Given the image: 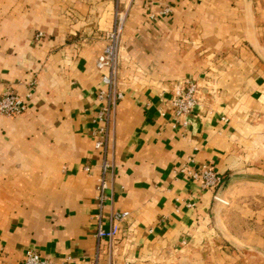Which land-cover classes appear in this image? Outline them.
I'll list each match as a JSON object with an SVG mask.
<instances>
[{
  "label": "crops",
  "instance_id": "obj_1",
  "mask_svg": "<svg viewBox=\"0 0 264 264\" xmlns=\"http://www.w3.org/2000/svg\"><path fill=\"white\" fill-rule=\"evenodd\" d=\"M245 6L0 0V100L10 90L27 102L21 114L0 113V264H23L29 249L58 264H251L221 252L212 221L217 189L180 172L208 164L224 179L264 170V60L251 47ZM252 8L264 48V0ZM117 13L124 97L100 206L97 60ZM188 81L198 85V104L183 125L169 101ZM253 192L239 187L233 195ZM236 205L225 222L242 239L263 242L264 207L242 209L254 221L247 231L231 221ZM114 211L129 214L113 239L102 240L97 261L99 217L108 228Z\"/></svg>",
  "mask_w": 264,
  "mask_h": 264
},
{
  "label": "built area",
  "instance_id": "obj_2",
  "mask_svg": "<svg viewBox=\"0 0 264 264\" xmlns=\"http://www.w3.org/2000/svg\"><path fill=\"white\" fill-rule=\"evenodd\" d=\"M121 33H122V16L117 13L112 29L107 31L105 37V47L97 60V68L102 71L103 88L98 91V97L102 101V106L95 117L97 127L94 130L95 147L103 154L100 174L98 177V200L100 206L106 198V189L108 187L107 173L111 166L108 159V144L110 129L116 112L118 102L124 97L123 92L118 88V76L120 71L121 55ZM42 35V33H40ZM198 85L195 81H188L185 87L176 86L173 96L169 101V107L177 119H184L183 125H187L186 118L192 113L198 104L197 98ZM27 102L23 97L13 91H6L0 100V113L6 116L18 115L25 112ZM164 114V110H161ZM87 171L91 170L90 166H85ZM180 172L187 174L195 180L201 182L204 189H217L223 181V176L215 169L203 164L194 168L185 164L180 167ZM128 211H114L110 216V226L105 228L99 217L96 229L97 254L98 261L101 243L103 239H113L120 230V223L127 216ZM65 261L63 264H66ZM98 263V262H97ZM23 264H58L53 260L42 256L38 251L29 249L23 259Z\"/></svg>",
  "mask_w": 264,
  "mask_h": 264
},
{
  "label": "rangeland",
  "instance_id": "obj_3",
  "mask_svg": "<svg viewBox=\"0 0 264 264\" xmlns=\"http://www.w3.org/2000/svg\"><path fill=\"white\" fill-rule=\"evenodd\" d=\"M246 9V8H245ZM255 23V18H254ZM256 30V27H255ZM252 47V46H251ZM253 48V47H252ZM256 55L258 53L253 49ZM260 52L264 53V48L261 46ZM260 58L264 60L261 56ZM243 176L237 178L227 191L225 200L227 203L216 202L215 210L212 214L213 228L217 233V242L220 244L221 252L233 253L239 259L253 263L264 264V241L258 242L251 239H242L237 235L234 229L224 220V215L231 208L233 200H237V205L232 209V223L236 222L235 228L239 229L243 226L247 231H251L253 219L247 218L241 214L244 207L254 209V207H264V170L255 169L241 173ZM239 187L251 188L257 193L241 195L236 197L234 191ZM260 193L262 195H260ZM244 221H250L247 225ZM242 222L244 223L242 225ZM239 234V233H238Z\"/></svg>",
  "mask_w": 264,
  "mask_h": 264
},
{
  "label": "water",
  "instance_id": "obj_4",
  "mask_svg": "<svg viewBox=\"0 0 264 264\" xmlns=\"http://www.w3.org/2000/svg\"><path fill=\"white\" fill-rule=\"evenodd\" d=\"M245 4H246L245 8H246V17H247V23H248V36H249L250 44L253 47V49H255V51L258 53V55L264 59V53L260 52L261 45L256 36L252 0H245ZM242 176L243 175L241 173H231L227 177H225L222 183L219 185V187L216 190L215 201L226 204L227 201L225 200V197H226L228 189L230 188V186L233 184V182L237 178H240Z\"/></svg>",
  "mask_w": 264,
  "mask_h": 264
}]
</instances>
